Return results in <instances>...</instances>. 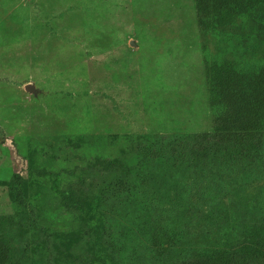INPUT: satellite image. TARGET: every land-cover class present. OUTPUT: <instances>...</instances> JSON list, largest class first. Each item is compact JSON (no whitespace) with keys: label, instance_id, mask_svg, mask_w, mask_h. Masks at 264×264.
I'll use <instances>...</instances> for the list:
<instances>
[{"label":"rangeland","instance_id":"1","mask_svg":"<svg viewBox=\"0 0 264 264\" xmlns=\"http://www.w3.org/2000/svg\"><path fill=\"white\" fill-rule=\"evenodd\" d=\"M251 19L200 33L193 0H0V239L8 264H173L247 237L257 221L248 211L264 209V165L248 181H233V172L201 181L194 169L139 160L151 140L211 128L205 62L264 63V32L248 35ZM106 160L115 163L109 170ZM210 184L221 185L215 206L199 191ZM69 188L81 205L65 203ZM124 189L151 215L123 207L116 195ZM111 218L126 234L122 259L98 241ZM160 225L175 236L163 256L150 250Z\"/></svg>","mask_w":264,"mask_h":264},{"label":"trees","instance_id":"2","mask_svg":"<svg viewBox=\"0 0 264 264\" xmlns=\"http://www.w3.org/2000/svg\"><path fill=\"white\" fill-rule=\"evenodd\" d=\"M193 1L200 33L216 32L218 27H225L243 15L252 18L254 24L253 31L248 35L257 37L264 32V0ZM227 35L232 36L231 33ZM235 36L239 42L248 40L243 34L237 33ZM258 38L264 41V37ZM205 63L209 105L212 110L211 128L205 132L163 138L159 142L151 140L140 154V164L154 163L155 166L168 170L182 167L194 169L201 181L211 177L216 179L221 172H227V175L233 172L234 176L228 177L235 182L248 181L263 172L264 165V63L257 68H241L236 61L230 60ZM114 165L113 161L106 160L103 168L109 170ZM220 186L210 184L199 189L206 205L215 206L219 203L217 200L221 192ZM121 192L116 198L123 207L134 204L135 214L151 215L143 200L135 199L128 189ZM16 197L23 208L30 206L25 202L20 189L16 190ZM63 198L72 207L81 205L84 200L74 188L67 189ZM259 211L262 212L260 216ZM259 211L257 208L248 211L249 215L257 219L256 224L248 230L247 237L229 250L204 251L197 256L187 255L173 264H264V209ZM118 223L117 219L111 218L108 225H103V235L98 241L122 259L127 249L121 244L124 243L122 245L125 247L128 243L123 241L126 234L122 230V224ZM152 233L154 236L150 250L153 255L163 256L174 244L175 236H170L162 225L154 227ZM163 239L166 245L162 244ZM127 241L133 243L130 238ZM9 259L10 248L0 239V264H8Z\"/></svg>","mask_w":264,"mask_h":264}]
</instances>
